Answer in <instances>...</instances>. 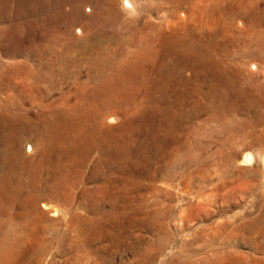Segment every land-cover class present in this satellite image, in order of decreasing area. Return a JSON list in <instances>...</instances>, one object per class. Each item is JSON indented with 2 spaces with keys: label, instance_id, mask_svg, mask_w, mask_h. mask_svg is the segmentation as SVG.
I'll return each mask as SVG.
<instances>
[{
  "label": "rangeland",
  "instance_id": "rangeland-1",
  "mask_svg": "<svg viewBox=\"0 0 264 264\" xmlns=\"http://www.w3.org/2000/svg\"><path fill=\"white\" fill-rule=\"evenodd\" d=\"M175 1L138 0L139 10L126 15L119 32L99 33L93 27L109 0H0V221L11 217L17 229L8 236L0 228V264H264V50L259 61L243 64L238 59L255 39L264 38V0ZM123 3L116 0L121 12ZM173 37L188 43L195 38L204 54L211 53L215 62L231 69L241 87L261 98L257 113L263 121L239 133L236 124L250 122L244 113L235 116L236 122L231 117L216 122L206 109L183 133L184 113H193L195 103L205 104L206 99L190 96L180 105L174 96L169 103L177 122H167L164 96L153 91L157 84L205 85L201 76L213 81V72L221 68L217 63L192 71L179 67L180 58H170L178 67L171 71L176 76H161L151 86L126 83L116 89L102 80L88 82L91 73H101L91 69L90 54L104 57L117 49L121 59L127 57L122 66L127 70L141 53L149 56L160 49L162 57L174 52ZM56 60L72 78L63 80L56 71L38 81L36 75L54 68ZM102 94L119 111L117 121L106 126L112 136L129 135L151 118L162 125L161 141L181 133L182 143L168 147L171 156L154 165H149L150 150L140 164L124 169L119 162L105 164L101 154L90 149L85 164L61 161V174L59 165L53 167L56 171L40 167L36 172L45 190L48 182L54 183L57 195L39 203L48 220L35 216L27 225L21 210L2 199L15 194L9 192L10 184L17 188L16 183L30 181L32 168H23L13 158L21 147L35 164L58 161L56 155L44 160L43 150L29 152L22 132L45 130L49 120L50 129L56 125L60 131L58 114L83 120L97 109L94 103ZM153 94L155 101L149 100ZM21 127L25 129L18 132ZM141 141L137 137L130 151H138ZM85 148L80 150L88 151ZM248 154L253 155L250 164L244 162ZM128 171H136L135 176Z\"/></svg>",
  "mask_w": 264,
  "mask_h": 264
},
{
  "label": "bare ground",
  "instance_id": "bare-ground-1",
  "mask_svg": "<svg viewBox=\"0 0 264 264\" xmlns=\"http://www.w3.org/2000/svg\"><path fill=\"white\" fill-rule=\"evenodd\" d=\"M139 6L140 5L138 4V0H124L123 7L121 8L123 12H121L120 10H118L116 6V0H109L107 5L104 8H102L103 10L99 12L100 18L95 22L96 24L93 27V29H95L99 33H103L107 29H111L113 32L114 31L119 32L121 29V25L127 19L126 15L136 13L139 10ZM87 10L92 11L90 7H88ZM233 11H234L233 16H234L236 11L235 10ZM114 21H116L115 28L111 27V24ZM186 31H187L186 33H188L187 35L190 36L191 35L190 30H186ZM173 35H180V34L175 33ZM170 42L174 44L173 47L174 52L168 51L164 56L162 55V57H161L160 49L155 51L154 52L155 54L150 53L149 56L146 54L143 55L141 53L138 55L136 59L130 60V62L135 63V65H133V63L130 64V67L127 70H125V68L122 67L123 64L127 62L126 60L127 57L121 59L117 49L111 51V53H109L104 57L101 54L98 55L96 53H92L89 56L92 63L91 69H93L94 71L97 68L101 73H99L98 75H92L91 73L90 74L91 76L89 75L88 82H91L93 80H98V81L102 80V82L104 83L109 82V84L107 85H114L115 86L114 88L116 89L118 87H121L122 85H125L126 83H133V85L139 83V85L143 84V85L151 86L150 83H153L154 79H159L161 76L167 78L168 80L169 79L171 80V77L176 76L175 74H173L174 72L171 71L177 69L178 67L168 62V59L170 58L172 59L180 58L179 67H182V69L184 70L189 68L192 71L194 70L198 71L199 65L203 69L207 67V66L204 67L205 64L213 66L214 64L217 63V65H219L221 68L217 72H213V76H212L214 78L213 81L205 80L206 79L205 76H201L202 78L200 79L203 81V83H205V85H203L201 82L194 83L191 85H187L186 82H183L182 85H179L177 83L173 84L169 82L167 83L165 82L163 84H157V86L153 91H155V93H162L164 96L162 99H164L165 102L167 103L166 110L169 109L168 112L165 113L166 115L165 119H168L167 122L168 121L177 122L176 118H174L175 116L173 115L175 107L169 103V101H171L172 98H174V96L177 97V99L180 102V105H185L186 101L184 100H186V97L188 98L190 96L192 98L198 97L199 99L200 98L206 99L205 104H200L199 102H197L198 104L195 103L196 107L194 108L193 113L191 114L184 113L185 117L182 118L183 121L181 122V124H183V127H181L183 133L184 132L186 133V131L189 130V123H191L192 121L193 122L196 121L200 117V115L205 113L206 109H208V111L212 113V120L216 122H220L224 120V118L226 117L228 118L231 117L233 121L236 122L234 120L235 116L244 113L247 117L250 118V122L248 124L247 122H245L244 125L237 123L236 126L234 127V130L236 132L239 131V133L245 132L248 126L254 127L255 125L256 126L259 125V123L263 121V118L257 113L259 111L261 104L263 103L261 101V98L251 89L241 87V85H239V83L241 82L239 80L240 78L238 79L236 74L234 75L233 73H231L232 72L231 69L226 68L219 62H215V59L211 53L204 54L206 51L202 48L200 44L197 43L195 38L191 39L190 42L188 43L178 39L177 37H173V39H171ZM212 42L215 43V40L212 39ZM254 45L257 49L251 48V46L253 47ZM210 50L211 52H216V48L213 46L211 47ZM263 50H264V38L259 37L254 40V43L252 42L250 44L249 51L240 55L238 59L243 64L248 63V61H259L261 60L262 57L261 51ZM76 51L81 53L82 55V52L80 50H76ZM205 56H209V59L212 60L210 61L209 59L205 58ZM159 57H161V59H158ZM157 60L160 61V64H158ZM53 64H54V68L52 67L51 69L45 70L43 75L40 76L36 75V77H38L37 78L38 81L41 80L44 81L48 75L51 78L53 73H55L56 71L57 74H59L63 80L72 78L71 71L68 70L65 66L60 65V62L58 60H56ZM253 65L255 68H259L258 64H256L255 62ZM212 71H214V69H212ZM237 72L239 74L241 73L240 70ZM196 76H200V74L196 73ZM74 79L78 80L76 78ZM154 96H155L154 94L150 95L149 100L151 101L152 99L154 100ZM96 101L97 104L96 103L94 104L97 106L96 107L97 109L91 111L89 113V117L85 114L83 116L84 117L83 120H81L82 117L77 118L76 116H73L70 113L58 114L59 119L61 120V125L63 127L60 131L57 130L56 125L52 126L53 127L52 130L50 129L51 126L49 125V122H52L50 120L43 128L46 131L45 130L37 131L38 128L36 127H34L33 131H27L24 127L18 129V132L19 131L22 132L23 128L25 129L22 132V139H23L22 143H25L27 145V149L29 152L33 153L35 151L43 150L42 153L44 154V160H47L48 158H50V156L52 157L53 155H56L57 156L56 160L58 161V162L54 161L55 163L53 164H51L49 160L46 161L45 163L35 164L34 159L29 160L27 155H25L22 152L23 150L21 149V147L18 148L19 152L17 153H19V155L16 154V156H14L13 158L17 160L19 159L18 160L19 164L22 165L23 168H32V170H30L29 173L27 174V176L30 178L29 179L30 181L25 185L21 183L19 184L16 183L17 188H15L14 185L10 184V186L8 187L13 189L9 190V192L15 191V194L12 195V197L4 194L5 198L2 199L6 201L11 208L18 207L21 210L22 220L24 222H27V225L35 216L36 217L38 216L43 220H48V218H46V214L40 210L39 203L44 198L47 197L54 198L57 195L54 189L55 187H57V185L54 183L49 184L48 182L47 186L49 189L45 190L44 183H42L43 181L42 176H40L37 173L38 172L37 169H39L40 167L48 166L50 170L56 171V169H53V167H58L59 165L58 172L61 174L62 171L61 161L64 162V160L68 159L71 162L79 161L80 164H85L90 156V153L92 151L94 152L96 151L97 153L101 154V160H103L105 164L109 162V164L111 165L116 162H119L123 165L124 169L126 168L128 169L129 166H132L135 163L140 164L141 160L145 159L143 158L144 152L148 150H150L149 156L151 157L149 159V165H154L161 159V157H166V158L170 157L171 156L170 153H166L168 147L169 150L170 149L172 150L174 146L176 147L177 145H180L185 137L182 136L180 133L179 136L177 135L174 138H172V141L169 140V142H166L167 139L161 141L160 130H162L161 129L162 125L160 124V122H157L155 119H151V118L147 121L148 124L144 123V125L142 124L140 128L131 129L129 131L130 132L129 135H125L124 132V135L118 134L115 135L114 137L112 136L113 134L109 132L110 130L107 131L108 128L106 126H108L109 122L113 123L117 121V117L119 116V111L117 110V107L115 108V105L113 104L112 100L109 99L108 97H105L103 94L100 96V99H97ZM157 109L160 110L159 105H156L155 107L156 112ZM181 110L182 112H184V106L181 108ZM49 119H51L50 116ZM149 126L154 127L153 129L154 131H151L149 129ZM47 130L51 132H47ZM122 135L123 137H121ZM168 135L169 134H165V136ZM139 136L142 137V141L140 142L141 147L139 146L138 151L136 152L130 151L131 147L136 142V138ZM118 140H120V142L117 145H115V143H117ZM163 144L165 145V147ZM83 146H85L88 149V151L86 150V152H82L80 148H85ZM90 149H95V150L89 152ZM105 154L108 156V158L105 157ZM82 161L83 163H81ZM12 162L15 161L13 160ZM244 162L246 164L252 163L253 155L248 154ZM7 163H9L8 160ZM10 164L14 165L17 163H10ZM124 171L126 173L127 170ZM135 172L136 171L133 172L128 171L129 174L133 173L132 176H135L136 174ZM172 178H175V176H173ZM57 183L59 184V186H65V184L62 182H57ZM22 185H24L26 189L23 188ZM22 191H26L27 195L25 196L20 195ZM44 207L46 209H50V206L48 205ZM14 224L15 222L11 217L9 218V221L1 218L0 228H3V230L6 231V235L10 236L9 234H13L17 232V229L13 227ZM6 227H8L9 230H6Z\"/></svg>",
  "mask_w": 264,
  "mask_h": 264
}]
</instances>
